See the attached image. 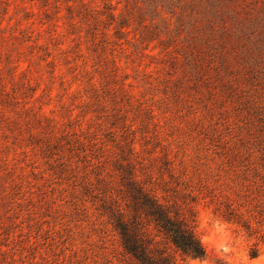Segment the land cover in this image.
<instances>
[{
	"label": "rangeland",
	"instance_id": "rangeland-1",
	"mask_svg": "<svg viewBox=\"0 0 264 264\" xmlns=\"http://www.w3.org/2000/svg\"><path fill=\"white\" fill-rule=\"evenodd\" d=\"M104 1L0 0V264H132L101 197L166 154L207 252L184 264H264V0Z\"/></svg>",
	"mask_w": 264,
	"mask_h": 264
},
{
	"label": "trees",
	"instance_id": "trees-1",
	"mask_svg": "<svg viewBox=\"0 0 264 264\" xmlns=\"http://www.w3.org/2000/svg\"><path fill=\"white\" fill-rule=\"evenodd\" d=\"M160 1L148 0L156 9L158 5L163 7ZM104 2L110 6L109 0ZM80 4L83 6L85 2ZM128 150L133 154L131 147ZM117 170L115 192L102 195L99 207L127 260L132 264H184L188 259L203 260L207 252L196 228L197 196L187 192L185 186L180 188L183 184L173 176L167 154L159 158L158 164L138 168L131 157L120 156ZM85 192L97 197L88 187ZM213 204L214 213L221 220L237 225L248 235L256 231L251 225L254 216L245 218L238 205ZM257 255L258 249L251 247L250 257Z\"/></svg>",
	"mask_w": 264,
	"mask_h": 264
}]
</instances>
